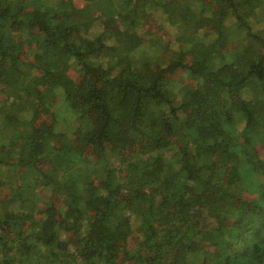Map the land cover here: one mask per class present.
Wrapping results in <instances>:
<instances>
[{"label": "trees", "instance_id": "1", "mask_svg": "<svg viewBox=\"0 0 264 264\" xmlns=\"http://www.w3.org/2000/svg\"><path fill=\"white\" fill-rule=\"evenodd\" d=\"M0 264H264V0H0Z\"/></svg>", "mask_w": 264, "mask_h": 264}, {"label": "rangeland", "instance_id": "2", "mask_svg": "<svg viewBox=\"0 0 264 264\" xmlns=\"http://www.w3.org/2000/svg\"><path fill=\"white\" fill-rule=\"evenodd\" d=\"M77 1V0H76ZM77 5H79V6H81V3H79V2H77ZM166 33V38L168 39V40H170L171 39V37H170V35L167 33V32H165ZM197 60V58H193V60ZM136 239V238H135ZM136 242V241H135ZM134 242V243H135Z\"/></svg>", "mask_w": 264, "mask_h": 264}]
</instances>
